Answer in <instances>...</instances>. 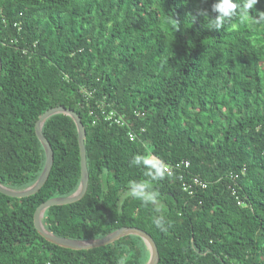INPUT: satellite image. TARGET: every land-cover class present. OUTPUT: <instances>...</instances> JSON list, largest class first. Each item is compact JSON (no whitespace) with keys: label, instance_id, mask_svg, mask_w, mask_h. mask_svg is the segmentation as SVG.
Listing matches in <instances>:
<instances>
[{"label":"trees","instance_id":"16d2710c","mask_svg":"<svg viewBox=\"0 0 264 264\" xmlns=\"http://www.w3.org/2000/svg\"><path fill=\"white\" fill-rule=\"evenodd\" d=\"M219 2L0 0V184L38 179L46 111H73L86 132L87 191L45 211L49 232L96 240L132 227L152 237L157 264H264V0L247 11L232 0L230 16ZM42 132L54 155L44 185L21 199L0 193V264H146L138 236L71 250L38 234L37 207L80 182L74 122L58 114ZM149 153L188 161L206 188L190 196L177 176L153 178L151 163H135ZM144 184L154 203L131 195Z\"/></svg>","mask_w":264,"mask_h":264},{"label":"water","instance_id":"95a60500","mask_svg":"<svg viewBox=\"0 0 264 264\" xmlns=\"http://www.w3.org/2000/svg\"><path fill=\"white\" fill-rule=\"evenodd\" d=\"M0 72H1V61H0ZM58 114H63L65 116H68L76 126L79 152H80V182L77 190L72 195L67 197L49 199L37 207L34 214V226L36 231L40 236H42L48 242L58 247L71 249V250H89V249L99 248L111 244L114 241L125 236H130V235L138 236L144 242L149 252V258L146 264H157L159 259L157 246L154 240L152 239V237L141 229L132 228V227H123L100 239L74 240V239L61 238L55 236L44 227L42 219L45 211L48 208L77 202L78 200L83 198L88 188L89 173L87 170L86 149L84 144V138L86 132L83 124L81 123L79 116L69 109H66L64 107L52 108L46 111L45 113H43L35 124V132L37 138L39 139L43 147L44 156H45L44 166L38 179L31 186L20 190L9 189L0 184V193L11 198L21 199L35 194L44 185V183L49 177L51 168L53 166L54 155L51 145L43 135L42 127L47 119Z\"/></svg>","mask_w":264,"mask_h":264},{"label":"built area","instance_id":"2783aa9c","mask_svg":"<svg viewBox=\"0 0 264 264\" xmlns=\"http://www.w3.org/2000/svg\"><path fill=\"white\" fill-rule=\"evenodd\" d=\"M107 119L119 126H124L126 124L124 118L116 116L115 110L113 109H111L107 114ZM128 137L133 141L136 135L130 131L128 133ZM155 160L157 164L154 167L162 174L177 176L181 182L183 191L187 192L190 196L194 195L198 190L206 188L207 182L203 181L199 177L186 173L190 166L188 161L177 162L169 165L161 163L157 159Z\"/></svg>","mask_w":264,"mask_h":264},{"label":"clouds","instance_id":"9594fccd","mask_svg":"<svg viewBox=\"0 0 264 264\" xmlns=\"http://www.w3.org/2000/svg\"><path fill=\"white\" fill-rule=\"evenodd\" d=\"M257 3H259V0H245V11L248 9H252ZM236 5L232 2V0H220V2L216 5H214V10L219 11L222 13L223 16H230L231 10L234 9ZM262 19H264V16H262ZM252 20H250L251 22ZM135 163L136 164H144L145 166H148L149 168L151 167L150 162L142 157L137 156L135 158ZM151 174V173H149ZM161 173L157 171L153 178H156L160 176ZM150 186L147 184L144 185H134L131 195L134 198L141 199L143 203L146 205L149 203H154L156 200L157 194L154 191H146ZM154 223L156 224L157 227H159L162 231L166 230L164 228L163 224V217H157L154 219ZM119 264H125V258H121L119 261Z\"/></svg>","mask_w":264,"mask_h":264},{"label":"rangeland","instance_id":"374dc122","mask_svg":"<svg viewBox=\"0 0 264 264\" xmlns=\"http://www.w3.org/2000/svg\"><path fill=\"white\" fill-rule=\"evenodd\" d=\"M148 160L150 161V163L155 166L157 164L155 158L149 153L148 155Z\"/></svg>","mask_w":264,"mask_h":264}]
</instances>
